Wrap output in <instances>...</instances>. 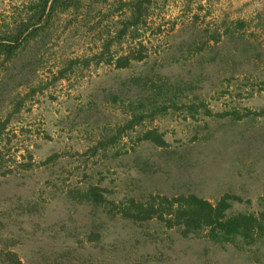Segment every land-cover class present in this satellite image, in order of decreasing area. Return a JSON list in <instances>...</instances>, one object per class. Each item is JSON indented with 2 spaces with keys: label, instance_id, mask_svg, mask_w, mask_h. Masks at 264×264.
Returning <instances> with one entry per match:
<instances>
[{
  "label": "rangeland",
  "instance_id": "1",
  "mask_svg": "<svg viewBox=\"0 0 264 264\" xmlns=\"http://www.w3.org/2000/svg\"><path fill=\"white\" fill-rule=\"evenodd\" d=\"M35 1L0 0V35ZM132 1L84 0L53 17L43 44L0 54V233L26 264H264L261 243L183 236L65 198L97 184L109 199L229 194L234 210L264 207V0H150L122 33Z\"/></svg>",
  "mask_w": 264,
  "mask_h": 264
},
{
  "label": "trees",
  "instance_id": "2",
  "mask_svg": "<svg viewBox=\"0 0 264 264\" xmlns=\"http://www.w3.org/2000/svg\"><path fill=\"white\" fill-rule=\"evenodd\" d=\"M84 0H37L29 6V13L17 22V26L10 35H0V54H5L6 58L18 55V49L28 45V42L37 36H41L40 44L44 43L43 31L53 22V17L59 13H65L71 9L79 10ZM150 0H133L134 5L131 19L125 23L122 33H125L131 24L138 23L145 15ZM240 24V23H239ZM264 26V25H263ZM264 31V27H263ZM233 38L234 35H231ZM30 59L31 50L26 52ZM102 54H100L101 57ZM33 62V61H32ZM30 62V63H32ZM72 62L68 65L72 68ZM130 56L123 55L117 59L118 68L128 67ZM63 69L59 71L60 77L64 76ZM138 77L135 79L137 80ZM8 82V81H7ZM18 84V83H16ZM159 87L158 92L161 93ZM151 97L147 94L145 97ZM140 99V100H141ZM20 108V107H19ZM234 112H229L233 114ZM261 114L264 111L260 112ZM144 115L135 113L133 118L123 127L117 130L113 135L99 139L94 146L97 150L109 142L115 141L124 128H132L137 119L141 120ZM6 123L0 124V130L5 128ZM144 138L151 139L153 143L162 145V137L155 131H147ZM51 158V157H50ZM104 190L97 184L86 186H76L65 191V198L71 200L74 205H89L92 210L103 209L110 212V216L117 217L125 222L142 224L148 220L157 219L167 228H176L183 236L191 234H204L208 239L218 242H229L243 245H255L261 243L264 245V207L258 212L234 210V203L241 201L240 197L235 195H224L217 201L212 202L198 195L183 194L170 197L165 194L150 195L145 201L137 199L135 196H126L123 199H109L105 197ZM264 206V205H263ZM94 234V233H93ZM11 236V235H10ZM9 235L4 236L0 233L2 242L8 247V243L14 244L16 239ZM0 261L3 264H26L20 258L18 253L10 249H0Z\"/></svg>",
  "mask_w": 264,
  "mask_h": 264
}]
</instances>
